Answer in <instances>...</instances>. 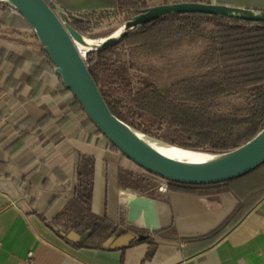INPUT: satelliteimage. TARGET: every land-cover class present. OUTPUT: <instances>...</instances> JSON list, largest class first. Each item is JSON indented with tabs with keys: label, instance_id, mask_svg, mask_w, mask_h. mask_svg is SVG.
Returning <instances> with one entry per match:
<instances>
[{
	"label": "crops",
	"instance_id": "crops-1",
	"mask_svg": "<svg viewBox=\"0 0 264 264\" xmlns=\"http://www.w3.org/2000/svg\"><path fill=\"white\" fill-rule=\"evenodd\" d=\"M55 1L85 11L113 0ZM207 2L264 11V0ZM42 47L28 28L0 34V264H264V198L237 212L232 192L159 190L153 199L161 231L126 247H77L61 238L53 220L74 198L80 155L96 160L92 211L124 228L125 203L135 193L119 188L118 167L133 166L62 84Z\"/></svg>",
	"mask_w": 264,
	"mask_h": 264
},
{
	"label": "trees",
	"instance_id": "trees-1",
	"mask_svg": "<svg viewBox=\"0 0 264 264\" xmlns=\"http://www.w3.org/2000/svg\"><path fill=\"white\" fill-rule=\"evenodd\" d=\"M47 2L59 12L55 0ZM0 4L4 9L0 34L20 33L25 28L35 33L17 8L3 1ZM148 7L144 0H113L105 9L85 13L63 8L69 14L68 22L77 31L92 36L106 20L122 16L127 21ZM74 15L83 19H74ZM199 44L204 49L196 66L202 72L173 76L171 56ZM43 52L54 69L44 48ZM85 62L111 111L165 143L216 156L238 149L264 129V21L196 12L171 14L130 29L115 45L90 50ZM232 97L245 101L223 110V101ZM74 99L79 102L75 96ZM80 107L85 110L81 104ZM110 145L120 151L112 142ZM95 163V157L80 155L75 195L53 220L58 227L56 232L77 247L90 248H105L104 243L112 236L124 235L130 229L149 235L142 241L151 239L148 229L128 220L125 221L128 227L124 228L92 211ZM161 179L138 165L118 167L119 188L135 195L155 198L160 193ZM170 189L209 196L232 192L239 200L238 212L246 201L264 198V164L224 182L170 181ZM72 230L81 235L91 231V235L84 243L73 242L62 234Z\"/></svg>",
	"mask_w": 264,
	"mask_h": 264
},
{
	"label": "water",
	"instance_id": "water-1",
	"mask_svg": "<svg viewBox=\"0 0 264 264\" xmlns=\"http://www.w3.org/2000/svg\"><path fill=\"white\" fill-rule=\"evenodd\" d=\"M0 1L12 4L21 12L34 29L45 52L50 56L56 73L78 99L98 129L123 154L145 171L169 181L211 184L240 177L264 164V129L238 149L203 160H187L155 150L144 139V137H150L149 135L120 119L111 111L80 51L79 44H85L86 38L68 22L70 17L63 6L57 2L54 3L59 11L57 13L47 0ZM188 12L264 21V11L224 4L183 1L149 5L146 10L127 20L116 33L102 40L95 50L117 44L130 29L136 26L171 14ZM73 18L83 19L77 15ZM174 147L181 149L178 146ZM125 207L128 209L127 220L130 224H139V220L143 218L142 228L153 231L161 229L157 203L153 198L135 195L125 203ZM62 234L73 242L84 243L90 237L91 231L83 235L75 230L69 233L62 232ZM148 237L149 235L144 233L128 232L119 237H111L104 246L122 248L136 240L142 241Z\"/></svg>",
	"mask_w": 264,
	"mask_h": 264
},
{
	"label": "rangeland",
	"instance_id": "rangeland-1",
	"mask_svg": "<svg viewBox=\"0 0 264 264\" xmlns=\"http://www.w3.org/2000/svg\"><path fill=\"white\" fill-rule=\"evenodd\" d=\"M0 9H2L4 11L1 4H0ZM85 12H89V11L85 10L84 13ZM125 22H126V20L122 16L118 19L113 18L110 20H106V24L102 28H100L97 32H94V35L85 36L86 39L93 41L94 44L92 45V47H86L83 44H79L82 54L84 55L86 53V55H87V53L90 50H95L97 48V46L101 43L102 40H104L106 37L116 33L120 28H122L124 26ZM203 49H204V45L199 44V45H195L192 47H187V48L181 49L180 51L174 53L170 58V65L172 66V71H171L172 75L177 76V77H184L187 75H192V74H197V73L202 72L200 69L197 68L196 62H197V59H198L200 53L203 51ZM244 101L245 100L243 98H239V97L228 98V99L223 101L222 109L223 110H229L234 105L240 104ZM84 112H85V110H84ZM109 144H110V142H109ZM119 152H121V151H119ZM195 152H197V151H195ZM198 153H203V154H207L208 156H212V155H209L208 153H204V152H198ZM123 155H124L123 156L124 159L126 160V163L128 165L133 166L131 168L137 167V165L131 159H129L125 154H123ZM127 167H130V166H127ZM147 173H149V172H147Z\"/></svg>",
	"mask_w": 264,
	"mask_h": 264
},
{
	"label": "bare ground",
	"instance_id": "bare-ground-1",
	"mask_svg": "<svg viewBox=\"0 0 264 264\" xmlns=\"http://www.w3.org/2000/svg\"><path fill=\"white\" fill-rule=\"evenodd\" d=\"M93 41L92 40H88L86 39V43L83 44L86 47H92L93 45ZM88 45V46H87ZM144 139L157 151L173 156V157H178V158H183V159H187V160H203V159H207L210 156H208L207 154H203V153H198L195 151H190V150H182L179 148H176L174 146H172L171 144L165 143L163 141H160L158 139L152 138L150 137H144ZM140 225H144V219L141 218L139 220Z\"/></svg>",
	"mask_w": 264,
	"mask_h": 264
},
{
	"label": "built area",
	"instance_id": "built-area-1",
	"mask_svg": "<svg viewBox=\"0 0 264 264\" xmlns=\"http://www.w3.org/2000/svg\"><path fill=\"white\" fill-rule=\"evenodd\" d=\"M80 51H81V49H80ZM85 56H86V53L84 54V57ZM159 190L162 193H169L171 191V189H170V181L165 179V178H162L161 181H160ZM32 254H33L32 252L29 253V260L31 259Z\"/></svg>",
	"mask_w": 264,
	"mask_h": 264
}]
</instances>
